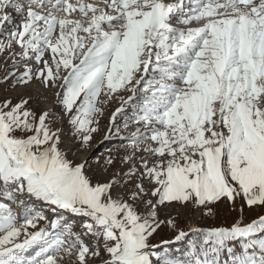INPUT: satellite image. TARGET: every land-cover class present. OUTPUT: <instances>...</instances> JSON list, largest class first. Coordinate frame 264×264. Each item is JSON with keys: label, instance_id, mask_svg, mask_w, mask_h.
I'll use <instances>...</instances> for the list:
<instances>
[{"label": "snow or ice", "instance_id": "1", "mask_svg": "<svg viewBox=\"0 0 264 264\" xmlns=\"http://www.w3.org/2000/svg\"><path fill=\"white\" fill-rule=\"evenodd\" d=\"M0 93V264H264V0H0Z\"/></svg>", "mask_w": 264, "mask_h": 264}, {"label": "rangeland", "instance_id": "2", "mask_svg": "<svg viewBox=\"0 0 264 264\" xmlns=\"http://www.w3.org/2000/svg\"><path fill=\"white\" fill-rule=\"evenodd\" d=\"M195 26V25H193ZM34 96H38L41 103L37 107V111L40 108H47L51 110L55 116V127L61 130L60 138H61V148L66 154V158L73 163H80L83 161L84 157L87 156L89 158V162L92 165V170L89 171V175L93 178V181L101 178V174L98 169L95 167V160L98 157L102 158V154H106L108 148H112L115 151V145H118L119 141H103V130H105L108 126V118L112 111L115 110L116 107L119 106V102H111L108 105H105V113L103 118L100 120V127L102 132L100 134H94V139L92 141V145L86 151L79 150L78 144L75 142L74 136L72 134L71 126L67 123V118L61 116L60 110L58 107L54 106L53 97L51 93L47 94V98L45 99V93L39 88L38 85H33L32 89H30ZM3 93H0L2 96ZM127 95V94H125ZM122 122V121H118ZM127 133L122 131L121 135H126ZM49 217V219H55V216L50 211H45L44 213ZM176 213L173 212V215ZM264 214V210L254 209L250 210L246 206L244 207L242 218L244 223H249L253 219H256L259 215ZM163 215V213H162ZM241 218V214L239 211H231L229 207L220 205L215 209V216L207 219H201L199 213L193 215H187L185 213H181L178 221V226L185 231H188V225L191 224L193 227L197 228H206L209 226H222L228 227L231 226L237 219ZM19 219V213H18ZM71 222L74 218L68 217ZM41 227H45L49 232H52L51 229L45 222H40ZM172 233L165 229L160 233V235L153 241V243H160L162 239H171ZM188 239H192V235L188 237ZM184 245H178L176 247L183 248ZM34 252H29L27 255L30 257L34 255Z\"/></svg>", "mask_w": 264, "mask_h": 264}, {"label": "trees", "instance_id": "3", "mask_svg": "<svg viewBox=\"0 0 264 264\" xmlns=\"http://www.w3.org/2000/svg\"><path fill=\"white\" fill-rule=\"evenodd\" d=\"M192 239H195V236L194 235H192Z\"/></svg>", "mask_w": 264, "mask_h": 264}]
</instances>
